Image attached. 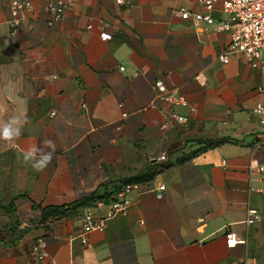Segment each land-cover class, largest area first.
I'll return each mask as SVG.
<instances>
[{"label":"crops","instance_id":"obj_1","mask_svg":"<svg viewBox=\"0 0 264 264\" xmlns=\"http://www.w3.org/2000/svg\"><path fill=\"white\" fill-rule=\"evenodd\" d=\"M9 1L0 128L17 117L21 133L0 138V264H264V176L247 169L264 161L252 115L264 76L242 54L219 60L229 33L180 19L195 0H72L51 26L32 0L13 34ZM156 80L173 98L156 97ZM46 140L56 150L36 171L24 154L50 151ZM128 178L142 193L85 242L79 216L54 209L106 199ZM249 208L258 222H245ZM229 233L243 241L227 246Z\"/></svg>","mask_w":264,"mask_h":264},{"label":"built area","instance_id":"obj_2","mask_svg":"<svg viewBox=\"0 0 264 264\" xmlns=\"http://www.w3.org/2000/svg\"><path fill=\"white\" fill-rule=\"evenodd\" d=\"M32 0H10L8 5L7 24L11 33L20 30L23 20L26 18V10L31 8ZM118 4L124 0H116ZM200 10L180 9L178 11L180 19L190 21L194 24L205 23L214 26L218 31L228 32L230 40L227 46L218 53V58L225 63L229 55L233 53L242 54L249 62L250 66L258 69L264 76V0H195ZM45 11L48 15L47 24L51 26L54 22L61 20L65 11L71 6L72 0H44ZM223 14L222 18H215L213 12ZM111 34L106 31L100 33L103 40L109 39ZM123 70V67L119 68ZM156 97L160 99L173 98L172 92L167 90L162 80L154 83ZM257 90L264 94V85L257 87ZM176 101L184 103L182 97H176ZM121 107V104H119ZM54 114L51 112V115ZM252 115L257 118L262 130L256 134L253 148L264 150V100L258 101L252 109ZM126 113H122V119ZM165 156H160L164 159ZM249 174L264 176V161L252 158L247 166ZM147 188L161 195L165 189L164 185ZM158 191V192H157ZM132 192L142 193L137 181H123L116 191L106 199H99L93 205L86 206L80 210L79 216L82 222V231L79 237L83 242L86 241V234L92 230H101L105 221L117 214H126L130 206V195ZM92 206L105 207L103 214H95ZM261 214L256 208H249L246 213L245 222L247 224L256 223L260 220ZM227 246L231 247L237 242L232 234H228ZM38 241L36 247H41ZM246 264V263H239Z\"/></svg>","mask_w":264,"mask_h":264},{"label":"clouds","instance_id":"obj_3","mask_svg":"<svg viewBox=\"0 0 264 264\" xmlns=\"http://www.w3.org/2000/svg\"><path fill=\"white\" fill-rule=\"evenodd\" d=\"M20 133L21 122L17 117H13L0 128V138L5 141L13 140L15 137H18ZM44 143L47 148L51 149L50 151H43L36 147H32L24 154L25 162H31V166L36 171H43L48 166L56 150L54 141L46 140Z\"/></svg>","mask_w":264,"mask_h":264},{"label":"trees","instance_id":"obj_4","mask_svg":"<svg viewBox=\"0 0 264 264\" xmlns=\"http://www.w3.org/2000/svg\"><path fill=\"white\" fill-rule=\"evenodd\" d=\"M132 180L135 181V179H131V178L125 179L124 181H132ZM94 201H95V198L87 197V198L78 200L68 206H63V207L54 208V209L59 215L71 217L73 215L78 214L82 208L91 205Z\"/></svg>","mask_w":264,"mask_h":264}]
</instances>
